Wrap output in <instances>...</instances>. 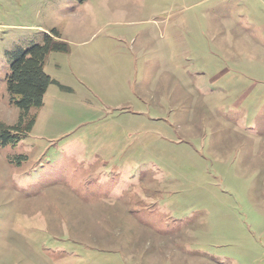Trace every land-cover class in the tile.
Segmentation results:
<instances>
[{
  "label": "rangeland",
  "instance_id": "rangeland-1",
  "mask_svg": "<svg viewBox=\"0 0 264 264\" xmlns=\"http://www.w3.org/2000/svg\"><path fill=\"white\" fill-rule=\"evenodd\" d=\"M53 30L68 90L0 148V264H264V0H0L4 125Z\"/></svg>",
  "mask_w": 264,
  "mask_h": 264
},
{
  "label": "trees",
  "instance_id": "trees-1",
  "mask_svg": "<svg viewBox=\"0 0 264 264\" xmlns=\"http://www.w3.org/2000/svg\"><path fill=\"white\" fill-rule=\"evenodd\" d=\"M68 51V44L60 39L55 30L45 34L42 43L16 51L5 84L10 103L18 109V118L10 126L0 122V148L16 145L31 132L35 116L30 112L42 106L43 97L50 85L68 90L51 79L44 70L46 57L50 53ZM16 160H18L16 163L20 164V161L26 158L19 156Z\"/></svg>",
  "mask_w": 264,
  "mask_h": 264
}]
</instances>
